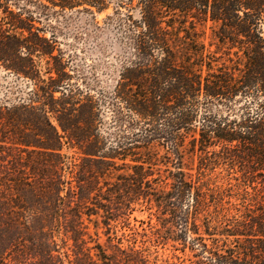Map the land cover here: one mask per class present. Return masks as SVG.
Listing matches in <instances>:
<instances>
[{
    "label": "trees",
    "instance_id": "obj_1",
    "mask_svg": "<svg viewBox=\"0 0 264 264\" xmlns=\"http://www.w3.org/2000/svg\"><path fill=\"white\" fill-rule=\"evenodd\" d=\"M40 1L63 11L82 7L90 13L111 3ZM10 2L0 0V38L5 41L0 43V64L30 77L37 72L33 54L52 55L55 47L35 27L33 15L14 12ZM118 6L128 11L125 21L136 59L111 95L114 126L120 130L116 145H108L102 136L101 101L89 95L77 99L81 93H64L55 99L56 91H50L52 103L0 109V125L18 131L15 149L0 150V264H151L144 250L125 248L111 236L108 216L106 236L109 242L117 240L113 251L108 253L100 237L89 247L84 216L105 208L110 215L104 202L120 197L110 188L112 171L132 168L149 175L155 143L167 146L176 169L170 171L172 190L165 195L191 197L195 215L207 213L209 236L235 238L232 248L227 241L218 245V239L209 248L197 239L202 241V264H264V0H118ZM133 9L139 10L138 19L130 14ZM208 23L215 51L201 42L198 31V25ZM73 112L76 121L71 120ZM50 113L68 135L59 133ZM164 114L170 116L173 131L167 136L158 125ZM128 128L138 131L129 137ZM64 139L78 148L79 157L63 153ZM138 149L145 159L135 160L133 167L118 165L117 159ZM219 165L240 169L242 184L211 187L207 172ZM236 197L248 202L242 220L216 233L210 208L219 218L229 210L225 199ZM160 202L174 207L168 197ZM61 231L73 241L72 254L60 250Z\"/></svg>",
    "mask_w": 264,
    "mask_h": 264
},
{
    "label": "rangeland",
    "instance_id": "obj_2",
    "mask_svg": "<svg viewBox=\"0 0 264 264\" xmlns=\"http://www.w3.org/2000/svg\"><path fill=\"white\" fill-rule=\"evenodd\" d=\"M10 8L14 12L22 9L32 14L35 18V27L41 29V35L55 47V50L52 55L40 52L33 54L37 72L30 77L18 75L0 64V109L36 101L52 103L48 98L50 91H56L55 99H60L64 93L72 95L81 93L77 99L89 95L101 101L102 136L106 138L108 145H116L119 142L120 130L114 126L111 95L124 69L136 59L126 27L125 15L128 11L118 6V0H111L106 10L102 12L93 10V13L85 11L82 7L63 11L40 0H11ZM2 13L0 9V16H3ZM130 14L134 19L140 17L138 9L131 10ZM198 31L201 42L211 51H215L212 24L198 25ZM2 42L5 41L0 38V43ZM56 83L59 85L58 88ZM67 107L72 108L71 105ZM213 110L216 111V107H213ZM223 110L226 114V110ZM49 117L60 134L68 135L63 132L53 113H50ZM169 118V115L164 114L158 122L164 136L173 132L168 127ZM74 119L78 120L77 112L72 114L71 120ZM2 121L6 122L4 118ZM70 131L68 133H71ZM137 131L138 129L128 128L129 137ZM17 133L16 129L1 124L0 150H5L6 147L15 149ZM142 151L134 150L126 158H121L124 160L117 159L116 162L121 167L124 163L133 167L137 165L135 160L144 157L141 155ZM150 151L152 157L148 162L152 164V168L149 175L132 168L112 171L108 178L110 188L113 190L112 193L119 191L120 197L112 198V202H104L111 208L110 215L106 212L108 208H105L93 212L98 215H92L90 218L84 216L85 225L88 227L86 231L88 235L85 236L89 242L88 246L94 247L100 237L98 242L108 250V253L113 251V245H116L117 240L109 242L106 236L104 220L108 216L111 219V236L121 239L125 248L135 247L139 251L144 250V255L149 258L151 264H202L205 261L199 248L202 241L197 239H203V243L209 248L215 247L213 242L215 239L221 241L218 244L220 246L227 241L229 248L234 247V237L207 234L205 226L207 213L195 215L191 197L178 200L175 195H165L172 190L170 171L176 170L171 163L172 159L170 160L171 154L167 146L159 143H155ZM63 153L71 159L79 157L80 151L64 139ZM198 165L199 158L196 156L193 166L195 175ZM212 167L215 168L212 172H207L209 176L205 179L211 181V187L218 186L223 189L228 188L229 184L233 186L242 184L240 169L230 170L228 166L223 165ZM260 181L261 179L257 180ZM116 185L118 188L114 187ZM106 190L107 188L104 189ZM165 197L173 201L172 210L161 206L160 200ZM225 201L230 202L225 204L229 210L223 211L219 218H216L214 206L209 210L214 221L212 226L218 227L216 233L232 228L236 220H242L244 206L248 204L243 203L241 197L226 198ZM123 203L127 204V207ZM69 236H65L64 231H61L57 240L63 253L72 254L73 241L69 240Z\"/></svg>",
    "mask_w": 264,
    "mask_h": 264
}]
</instances>
